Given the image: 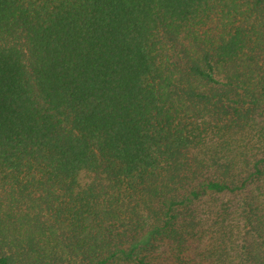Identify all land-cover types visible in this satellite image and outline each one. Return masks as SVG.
Segmentation results:
<instances>
[{
  "label": "trees",
  "instance_id": "trees-1",
  "mask_svg": "<svg viewBox=\"0 0 264 264\" xmlns=\"http://www.w3.org/2000/svg\"><path fill=\"white\" fill-rule=\"evenodd\" d=\"M0 264H264V0H0Z\"/></svg>",
  "mask_w": 264,
  "mask_h": 264
}]
</instances>
